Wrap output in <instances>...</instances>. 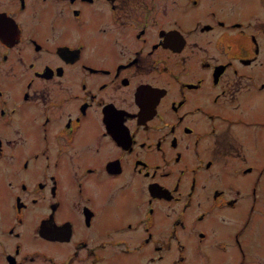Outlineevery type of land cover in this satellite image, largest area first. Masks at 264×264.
<instances>
[{
	"label": "flooded vegetation",
	"instance_id": "obj_1",
	"mask_svg": "<svg viewBox=\"0 0 264 264\" xmlns=\"http://www.w3.org/2000/svg\"><path fill=\"white\" fill-rule=\"evenodd\" d=\"M215 1L0 0V264H264V37Z\"/></svg>",
	"mask_w": 264,
	"mask_h": 264
},
{
	"label": "rangeland",
	"instance_id": "obj_2",
	"mask_svg": "<svg viewBox=\"0 0 264 264\" xmlns=\"http://www.w3.org/2000/svg\"><path fill=\"white\" fill-rule=\"evenodd\" d=\"M220 3H222L223 6H228V10L226 12L224 11L221 13L223 15H225V13L232 15L235 20V24L239 27L238 29L242 30L243 28L248 27V29L251 32H255L257 36L260 35L263 39L264 37V0H217L213 3V5L220 7ZM202 16H203V20H206V17H204L203 14ZM243 24H247V25H243ZM240 26H242V28ZM238 29H233L235 31V36H234L235 41L233 45L232 44L229 45L228 49L232 48V46L234 48L241 46L242 51L246 52L248 47H250L249 54H253L252 42L246 43L247 35L242 34V33L238 34L237 33ZM216 33H217V30H214L212 32H205L201 35V37L205 38L208 41V44H206L205 46L211 49L210 52L213 54H216L219 57V59H221L223 56L220 53V51H216L212 47V41ZM247 44L249 46H247ZM259 59L263 62L262 65L258 63L257 65L251 66V73L254 76L253 80L255 81L254 82L251 80L252 85L253 84L257 85L256 82L260 83L261 81L264 83V45L262 48V53L259 56ZM249 92L250 93H247L240 97L241 99H240V104L238 106V109H240L244 113L249 112V104H251V102L253 104V102L261 103L264 101V88L259 89V90L252 88ZM262 135H264V130L262 131ZM258 149L259 148L252 147L248 155L250 157H253L255 155L256 150ZM263 160H264V156L260 158V161H263ZM73 184L74 183H72V185ZM88 190L90 191L89 185H88ZM98 200H104V198L101 196L93 198L92 204H93V207L97 211V215L94 219L93 225L99 231V234L101 236L108 237L110 234H112L111 228L114 226V224L119 219L123 218L122 216L115 215L114 213L121 207H130V203H129V200L123 203H115V200H113L112 205L106 206L104 204H99ZM116 200H124V199L116 198ZM65 205L66 204H64V206ZM209 206H210V200H192L190 202V207H188L187 209V222L189 223L191 220L195 219L196 214L206 211ZM138 212H141V210L138 209ZM64 213H66V210L62 209L60 214L62 215ZM121 214L122 215L132 214V211L125 209L121 212ZM231 215H232V211L227 210L225 214L226 218H230ZM133 220H134L133 226L138 227L137 221L135 219ZM50 223H51V220L47 221V224H50ZM256 223L258 226L256 233L264 236V219L259 217L256 220ZM228 224L229 223L226 219L225 220L222 219L218 221L217 231L219 232L221 229L226 228ZM198 226H206L208 228H211V224L207 217H205L204 219L198 220ZM157 228L158 226H155L154 229L156 230ZM47 230H48L47 225L43 223L39 232L45 233ZM189 244H192V242L191 243L189 242ZM195 246L196 244H193L192 247L188 249V252L186 253L187 254V264H194V261L196 260V252H195L196 247ZM123 257L124 258L116 257V259L117 260L127 259V255L123 254Z\"/></svg>",
	"mask_w": 264,
	"mask_h": 264
}]
</instances>
